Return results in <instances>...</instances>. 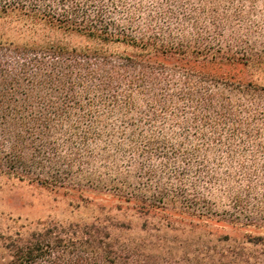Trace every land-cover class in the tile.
<instances>
[{"label": "trees", "instance_id": "1", "mask_svg": "<svg viewBox=\"0 0 264 264\" xmlns=\"http://www.w3.org/2000/svg\"><path fill=\"white\" fill-rule=\"evenodd\" d=\"M2 26L0 175L120 203L15 221L4 261L264 264L212 229H264V0H0Z\"/></svg>", "mask_w": 264, "mask_h": 264}, {"label": "rangeland", "instance_id": "2", "mask_svg": "<svg viewBox=\"0 0 264 264\" xmlns=\"http://www.w3.org/2000/svg\"><path fill=\"white\" fill-rule=\"evenodd\" d=\"M9 28L0 27V32L9 34ZM11 31L10 36L15 38ZM73 44L85 45L84 39L72 37L68 39ZM264 80V77H262ZM91 200V201H89ZM119 201L105 192L88 191L84 194L69 193L63 190H52L38 184L21 182L14 178L0 175V264L4 261L1 246V235L15 226V221L36 225L39 222H57L61 224L92 223L104 210L115 212ZM122 204V203H121ZM215 237L228 235L235 241H241L251 235L264 236V229L256 230L252 227H240L235 224H213ZM126 234V233H125ZM135 233H127L126 238L133 240ZM156 247V254L161 261H178L181 254L177 252L178 246L169 238L168 241L152 239ZM177 254V255H176ZM162 264V263H160Z\"/></svg>", "mask_w": 264, "mask_h": 264}]
</instances>
